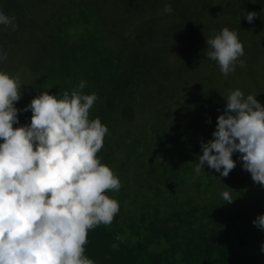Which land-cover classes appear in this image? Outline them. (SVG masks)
Here are the masks:
<instances>
[{"label": "trees", "instance_id": "obj_1", "mask_svg": "<svg viewBox=\"0 0 264 264\" xmlns=\"http://www.w3.org/2000/svg\"><path fill=\"white\" fill-rule=\"evenodd\" d=\"M106 1L0 0V12L17 25H0V56L7 54L0 71L19 75L24 63L28 76L14 127L30 125L31 110L23 109L38 94L59 98L84 81L83 93L97 96L89 119L108 128L97 155L120 180L119 191L105 193L120 209L110 225L88 232L85 255L94 264H264V229L253 223L264 215V186L241 154L233 153L227 177L207 164L195 172L230 91L264 106L262 60L252 57L248 68L237 62L228 77L206 43L227 27L244 50L245 37L253 41L262 58L264 0ZM249 12L257 13L251 23ZM248 69L250 79L237 78Z\"/></svg>", "mask_w": 264, "mask_h": 264}, {"label": "clouds", "instance_id": "obj_2", "mask_svg": "<svg viewBox=\"0 0 264 264\" xmlns=\"http://www.w3.org/2000/svg\"><path fill=\"white\" fill-rule=\"evenodd\" d=\"M171 11L165 5L163 12ZM256 16L249 12L246 19L251 23ZM13 20L0 12V25L15 30ZM206 43L208 58L225 76L244 55L237 32L227 27ZM85 86L81 81L59 98L48 91L38 94L23 109L31 110L30 125L14 127L21 82L19 75L0 71V264H94L85 255L87 234L110 225L119 212V202L105 193L119 191L120 180L97 155L108 128L98 117L89 119L97 96L84 94ZM226 102L214 139L201 143L195 172L207 164L227 177L236 166L233 153L239 152L243 168L264 186V106L240 89L230 91ZM222 197L233 202L227 190ZM253 223L264 229V215Z\"/></svg>", "mask_w": 264, "mask_h": 264}, {"label": "rangeland", "instance_id": "obj_3", "mask_svg": "<svg viewBox=\"0 0 264 264\" xmlns=\"http://www.w3.org/2000/svg\"><path fill=\"white\" fill-rule=\"evenodd\" d=\"M113 2H111V0H108V1H106V4L108 5V7L109 6H113V7H115V5H117V2H114L113 4H112ZM121 4H123V3H120L119 5H121ZM191 4H192V6L193 7H195V6H200L201 7V5H202V3H201V1L199 2V0H192L191 1ZM199 7V8H200ZM242 8V7H241ZM243 9V8H242ZM120 10V13H122L123 14V9H119ZM212 15V14H211ZM212 16H214V13H213V15ZM262 19L264 20V12H262ZM181 29V28H180ZM183 29V28H182ZM172 33L174 32V31H171ZM192 32H194V31H192ZM176 33H177V35H179V37H180V39L181 38H184V41H186L187 42V40H188V38H190L189 37V35H188V32H186L185 33V31L184 30H179L178 32L176 31ZM262 34V33H261ZM245 40H246V42L248 43L247 44V47L249 48V49H247V50H244V55L243 56H241V57H239V60L237 61L238 62V64H240L239 63V61H243L244 62V68H248V64H252V57L253 58H257L258 59V61H261L262 60V65H264V52H262V58L260 57V53L257 51V50H255V49H251V47H254L253 45H254V43H253V41H250L249 39H248V37L246 36L245 37ZM258 40H260L259 42L261 43V42H264V34H263V36H261V38H259ZM185 44H188V43H183V45H185ZM251 60V62H249ZM253 60H255V59H253ZM254 62V61H253ZM255 63V62H254ZM18 68L20 69V74H19V78H20V82H21V92L22 91H24V87H25V82H27V80L26 79H28V76H26L25 75V73H23V72H21V70H23V67L25 66V64L24 63H19L18 65ZM251 67L252 66H250L249 68L251 69ZM250 69H248L247 70V72L246 71H243L240 75L238 74V76H237V78H248V79H250L251 77V73H250ZM15 70H12L11 71V69L10 70H7L6 69V73H8V74H10L11 76H17L15 73L16 72H14ZM13 72V73H12ZM259 73H260V71H259ZM264 73V72H263ZM228 77H230V73L227 75ZM225 77V76H224ZM225 78H227V77H225ZM231 79H235V77H232ZM261 81V80H260ZM161 124H163V122H161Z\"/></svg>", "mask_w": 264, "mask_h": 264}]
</instances>
